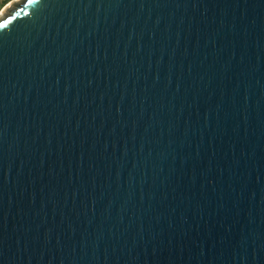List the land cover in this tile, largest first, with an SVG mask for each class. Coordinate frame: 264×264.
Returning a JSON list of instances; mask_svg holds the SVG:
<instances>
[{
	"label": "water",
	"instance_id": "obj_1",
	"mask_svg": "<svg viewBox=\"0 0 264 264\" xmlns=\"http://www.w3.org/2000/svg\"><path fill=\"white\" fill-rule=\"evenodd\" d=\"M7 9L0 264H264V0Z\"/></svg>",
	"mask_w": 264,
	"mask_h": 264
},
{
	"label": "rangeland",
	"instance_id": "obj_2",
	"mask_svg": "<svg viewBox=\"0 0 264 264\" xmlns=\"http://www.w3.org/2000/svg\"><path fill=\"white\" fill-rule=\"evenodd\" d=\"M7 0H0V11L3 10V12H5L4 14L7 15L8 14V9L7 6L10 4L9 8L11 9L12 7H14L15 3H20L23 0H10L5 6H3V4L6 2Z\"/></svg>",
	"mask_w": 264,
	"mask_h": 264
},
{
	"label": "bare ground",
	"instance_id": "obj_3",
	"mask_svg": "<svg viewBox=\"0 0 264 264\" xmlns=\"http://www.w3.org/2000/svg\"><path fill=\"white\" fill-rule=\"evenodd\" d=\"M9 6H10V4H9L7 7H9ZM5 9H7V8H5ZM4 13H5V12H3V10L0 11V19H3V18L6 17V15H5Z\"/></svg>",
	"mask_w": 264,
	"mask_h": 264
},
{
	"label": "trees",
	"instance_id": "obj_4",
	"mask_svg": "<svg viewBox=\"0 0 264 264\" xmlns=\"http://www.w3.org/2000/svg\"><path fill=\"white\" fill-rule=\"evenodd\" d=\"M9 1H10V0H7V1L3 4V6H5Z\"/></svg>",
	"mask_w": 264,
	"mask_h": 264
}]
</instances>
